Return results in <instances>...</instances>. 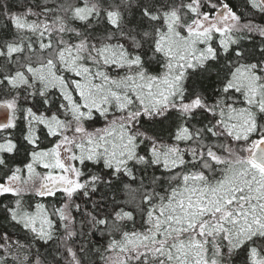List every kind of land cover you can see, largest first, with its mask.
I'll list each match as a JSON object with an SVG mask.
<instances>
[{"label": "snow or ice", "instance_id": "snow-or-ice-1", "mask_svg": "<svg viewBox=\"0 0 264 264\" xmlns=\"http://www.w3.org/2000/svg\"><path fill=\"white\" fill-rule=\"evenodd\" d=\"M0 264H264V0H0Z\"/></svg>", "mask_w": 264, "mask_h": 264}]
</instances>
